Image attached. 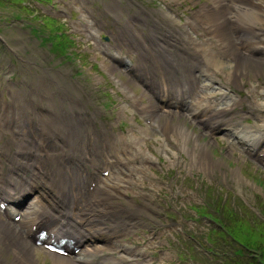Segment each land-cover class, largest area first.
<instances>
[{"label": "rangeland", "instance_id": "obj_1", "mask_svg": "<svg viewBox=\"0 0 264 264\" xmlns=\"http://www.w3.org/2000/svg\"><path fill=\"white\" fill-rule=\"evenodd\" d=\"M57 1L55 0V2ZM118 1L121 0H90L91 11L98 15L95 24L97 27H103V29L95 28L93 38H89L83 25H80L83 23L81 19L82 6L85 7L87 1L73 0L70 2L71 5L76 6L75 21L70 20L67 24L69 27V24L72 23L71 25L76 28V30L69 29L76 38L77 50H72L76 51L79 56L75 58L70 56L71 51L66 54L61 52L64 54L62 55L57 49V45L63 40V36L58 35L60 31H52L53 29L47 28L48 25L43 22L47 10L43 9L41 5L34 4L30 8L35 14L33 18L31 16L16 17L19 12L15 10V2L9 1L7 4L0 5V102L5 100L10 102L6 104V111L0 113V123H5L6 117L11 113L18 114L21 110L19 106L31 105L34 107L33 94L39 97L38 93L45 95L47 93L45 91H48L46 94L48 98L54 95L53 99L55 100L52 101L54 104V101L59 98L57 94H54V88L61 86L70 91L71 96L74 94L73 97H76L77 101L81 103L84 112L96 113L95 115L105 114L110 121L119 116L124 132L130 131L131 127L133 130L143 129L142 125L136 123V116L130 111L124 99L130 98L132 102L134 99L140 101L139 94L141 89L145 88L138 84L128 83L127 74L111 65L101 50V45L108 43V37L111 38L115 28L120 26L121 21L119 22L113 17L120 9ZM124 2L131 8L136 7L137 11L143 10L144 6L149 8L156 4L160 13L164 11L173 18L176 17L171 7L162 6L163 3L160 0H124ZM167 2L173 8H180V15L185 10L189 11L195 6H200L198 5L199 0H168ZM61 8L65 7L61 5ZM66 9L74 11L73 8ZM128 11L129 9H126L122 14L125 15ZM83 15L85 16V14ZM180 17L182 18V16ZM89 21L92 23L91 18ZM130 23L132 22L130 21ZM48 31H52V33H48ZM48 43L52 45V48ZM73 46L75 45L73 44ZM225 60L224 69L232 70L231 62L233 61L231 59ZM108 66L111 68L109 69ZM145 67L149 68V66ZM243 68L236 64L237 71H242ZM57 74L62 75L57 76ZM239 79L238 84L234 85L235 89L231 90L234 93L231 95L239 99L240 96L236 90L247 92V89H252L254 85L259 94L261 93L257 98V103L264 105V93L261 91L264 85V66H260L258 75L248 70L245 76L239 75ZM258 81L262 84H258ZM34 85L36 88H33ZM28 89H32V92H27ZM247 97L249 102L245 97L246 102L240 106L245 111L250 110L249 103H255L257 100L251 98L248 92ZM227 104L222 108H225L226 105L228 107L236 105L233 102ZM63 105L62 102H59L58 106L60 109H65L67 106L63 107ZM252 111H256L257 115L264 119V109L260 106L252 109ZM144 113L150 115L149 112ZM22 114L28 116L26 112ZM203 114L205 113H202V120L208 116H203ZM254 119L252 118L253 123L258 120ZM155 121L160 127H166L164 124L168 122L174 127L177 125L176 128L184 130V134L188 135L189 142L185 137V139L182 137L178 139H184L187 143L181 140L178 142L175 139L176 136L167 139L159 131H153L152 137L148 140H145L144 137L133 140L134 146L138 148L144 158L156 160L150 163L145 178V182L153 186L150 190L151 193L145 187L144 190L140 191L144 192L140 195L142 205L136 200L134 194H131L137 201L132 204L133 210L141 208L142 211L139 212L144 214L140 230L145 232L143 228L150 229L145 237L141 233V236L147 240L146 243L150 244L149 250L153 252L149 264L150 262L151 264H206L207 253L204 252L206 241L208 243L213 242L217 250L229 246L231 243L229 237L212 231V229L217 228L218 219L205 215L208 213L210 215L212 213L217 214L215 212H218L223 198H227L224 205L231 213L230 216L237 215L242 221L253 226V230H249V235H252L253 240H248L245 246L250 255H260V248L262 247L264 250V161H261L262 158H258L255 151L244 150L243 147L246 144L229 146L223 137L212 138L208 136L206 126L192 122L186 117L174 116V118L170 117V120H166L161 116ZM225 124L227 125V123ZM255 128L256 124L251 126L252 130ZM261 128L264 129V125L259 126L258 132ZM9 136L10 133L7 131L0 132V147L3 146L2 142L6 138L9 139ZM143 142H145L144 145ZM170 144L173 145L170 146ZM262 148L264 146L260 147V149ZM17 149L18 147L14 146L13 155L19 151ZM4 154L10 155L8 153L1 155ZM6 158L7 156L1 157L3 163H6ZM30 166L32 167V163ZM103 166L105 165L101 167ZM6 168L9 173H15L13 169L11 170V163L6 165ZM25 168L28 171V167ZM1 171L4 172L5 170L1 169ZM126 178L133 184L140 183L139 186L141 187L142 183L139 179L135 181L132 178ZM113 181H117V178L114 176L105 177L102 182L103 188H107V184ZM7 183L9 184V182ZM125 192L128 193V190ZM127 200L132 202L128 198ZM116 201L117 199H112L111 203ZM32 202L33 200L28 203V206ZM229 203L234 204L235 209L230 210ZM241 203L245 206H251L252 209L249 206H247L248 209H245ZM148 205L150 206L149 209H143L144 206ZM196 210L198 211L196 212ZM128 211L131 212L130 209ZM22 212L23 217H25L22 218L24 221L27 219L25 210ZM198 213L202 215L200 216ZM6 221L7 219L0 216V224L4 227L1 226L2 228H0V264H13V261L16 264H74V259L66 260L65 257L60 258L52 253L36 249L32 245L31 247L22 235V242H25L24 246L20 243H9L8 239L10 240L12 232L7 227L9 223ZM132 226L136 227V224L131 223L130 227ZM131 235L140 240V234L136 230L132 231ZM13 236L18 237V235ZM102 246L100 244L94 247L98 253V258L95 259L96 261L91 260V264H104L105 261L112 259V257H108L103 260L108 255L106 252L108 245L106 244L102 250H99V247ZM90 248L92 247H89L88 251H93ZM85 254L86 252L82 254L83 256L76 258H83ZM209 259L212 261V258ZM140 264H146V262Z\"/></svg>", "mask_w": 264, "mask_h": 264}, {"label": "bare ground", "instance_id": "obj_2", "mask_svg": "<svg viewBox=\"0 0 264 264\" xmlns=\"http://www.w3.org/2000/svg\"><path fill=\"white\" fill-rule=\"evenodd\" d=\"M167 1L168 0H160V2L163 4H165ZM211 3L215 4L214 7L211 6L210 8H204L203 10H200L201 12H205L206 17H200L198 16V13H196L194 21L187 22V25L190 28L195 29L197 27V23L195 22L196 19H198V22L209 23L210 26L206 27L205 30L207 32H212L214 37L219 38L221 40L220 44L215 46L212 42H209L208 46H205L206 43L202 42V40H199V38H196L197 35H191L189 32L188 34H185L183 38L189 41V45L194 50L201 51L207 65L211 66L212 68L206 70L201 69L198 74L184 75L182 71H180V73L186 80L200 81L202 82L201 86L207 88L210 86V84L214 83L212 82L213 80L216 81L217 79H220L217 78V76L219 71H221L222 75H225V77L224 81L220 83L225 85V87L228 89L231 85L233 86L238 84L240 81L239 75L247 74L248 70L258 75L260 66H264V39H259L261 43L260 45H253L250 43L249 37H242L241 35L235 34L236 32L240 31L238 29L245 28L244 25L241 24L244 22L252 26V38H258L256 32L264 29V0H213ZM120 5L123 8H127L123 1L120 2ZM109 8L111 9V7ZM211 11L214 13L212 17H210ZM115 14L117 15V19H119L121 13ZM158 17L163 19L166 25H160L158 29L151 28L150 30H147L146 33L147 36L153 40V48L162 51V55L158 59V64L163 65L172 61V59L164 52H171L173 50V42L179 35L176 30V24L172 20L168 19L167 15L164 16L159 14ZM237 20H240L241 22H238ZM150 21L155 20L153 19ZM127 23L130 27L132 26L130 21H125L123 25H127ZM230 26L233 27L231 31L229 29ZM136 27L137 29L141 30L139 23ZM199 35L202 34L200 33ZM194 42H198V45ZM226 53L228 55H233L232 60L234 62H238L237 66L244 67L242 71H237L236 64L234 62H231L232 70L224 69L225 66L223 61L227 58ZM138 65L139 67L142 66L143 69H147L144 66V62H142L140 59H138ZM110 68L111 67H109V69ZM60 69L59 71H61ZM58 75L62 74H57V76ZM202 77L204 78L202 79ZM63 79L65 80V78ZM143 81L145 84L150 86V82L147 77L144 76ZM162 84L165 89H168L166 80H164ZM34 86L35 87L33 88H36V85ZM72 90L75 89L72 88ZM27 92H32V89H28ZM45 92L48 93V91ZM247 92L251 98H259L256 86L253 85L252 89L248 90ZM70 93L71 92L66 88L55 86L54 94H57L59 98L54 101V104L52 103V101L55 100L53 99L54 95L48 98L46 94L44 95L38 93V95L41 96V98H39L40 96L37 97L36 94H33V103L35 106L39 104L38 108L42 107L44 111L37 113V116L35 118L31 117L27 124L16 127V129L11 132L12 138L14 140L13 144L14 146L18 147L17 151L19 150L20 152L18 151L12 155L15 161L11 163V170L13 169L15 173L8 172V179H6L4 183H0V202H15V199L19 198L21 194L34 190H37L39 193H37V195L33 198V202L28 206L29 208L25 210V216L27 219L23 221L21 217L17 224L8 221L9 224L7 227L12 232V234H10L12 235L10 236V240L8 239L9 243H20L22 246H24L25 242H22V236L24 238L26 237L28 242L34 241L36 243L38 240L39 231L42 230V227H46L49 230V233L46 235L44 240H41L42 243H50L56 238L67 237L70 239L69 245L72 243V245L79 247L86 239V234L94 233L95 231V229H90L88 224L97 226L100 223L101 226H104L109 215H113L116 218V222L113 225L114 229H116L119 221H125L124 218L120 217V211H115L113 206L108 204V194L106 193L111 188V186H115L119 189L123 188L124 190L126 184L133 182L122 175H113L109 167L106 165V160L102 157L96 156L95 150L99 146L97 145V142L100 141L101 144H103L107 141L92 125L93 118L86 114L84 115V109L82 110L80 108V105L77 101L78 99L73 97L74 94L71 96ZM182 93H184L183 90H180L176 95L165 96L161 99L166 101L168 105H180L182 102H184V96ZM215 94L219 95V97H224L226 92L222 89H218ZM211 96L212 95L209 93H206L200 94L198 97L199 99H196V101L195 98H191L190 105L188 106H193V109L191 112H189V114H197L200 112L205 113L203 116L208 115L203 120L210 118L212 116V111L217 108L215 107L214 102L210 100ZM59 102H63L64 105H67L65 112L57 110L56 107L59 105ZM236 103L237 102L233 101V104ZM227 105L225 108H219L225 110L231 108L233 110L235 109V105L229 107ZM143 110L144 112L150 113V115H146L147 119L150 121H155L156 117L159 118L161 116H166V119L174 116L180 118V116L176 115L175 112L177 111H175V109L164 108L157 104H154L153 106L146 104L144 105ZM74 111H76V115H72ZM181 114L183 116L185 115L184 112ZM29 116H34V113L30 114ZM192 121L198 124L201 122L203 125L208 126V130L210 128L209 123L202 121L200 118ZM261 125H264V123ZM259 126L260 125L256 124L255 130L249 128L243 129H246L251 136H255L256 133H258ZM176 127L178 126L176 125ZM172 129L173 128H171L170 125H167L166 135L171 132H177V130L170 131ZM179 133L184 134L180 130ZM184 139H178V141L181 140L184 143H187V141ZM257 139L258 141H263L262 136H257ZM254 143L258 145L257 142ZM127 144L128 143L125 145ZM94 161L99 163L96 166V172L89 170L90 164ZM30 163H32V167L30 166ZM110 163L113 165L117 164L115 161H111ZM102 165H105L104 169H109L106 177L114 176L119 182L113 181L112 183L107 184V188H103L102 182L105 177H102L99 174ZM26 166L28 167V171L25 168ZM14 168L18 169L20 172L16 171ZM144 169V165L141 164L135 171H130L127 177H135L138 173H142ZM137 179H135V181ZM7 182H9V184ZM141 183L143 184V181H141ZM80 184L85 185L83 187L85 189L84 191L81 190ZM92 185L93 187H91ZM56 187L64 189L61 193H64L66 190L71 191L73 199L71 201L62 199ZM151 188H148L149 192ZM134 196L136 197V200L139 202V204L142 205L139 196L137 194H134ZM52 206L57 208L56 211L58 214H61L62 210H68L73 220L63 221L58 219L59 217H56L55 220H51L49 218L48 212L51 210L50 208ZM138 206L140 207V205ZM108 207H110L109 215L105 211V209ZM149 208L150 206L148 205L144 206L143 209ZM138 210L142 211L141 208H138ZM19 211V209L16 210L17 213ZM4 212L8 213V210L5 208ZM21 214L23 215V212H21ZM130 220H132V215H129L125 221V224L131 226L129 222ZM108 223H110V221H108ZM1 226L2 224H0V228L3 227ZM115 232H119V230ZM25 233L26 236H24ZM13 235H18V237ZM28 244L31 246L30 243ZM147 245L149 246L150 244L148 243ZM88 250L89 249H86L87 252L83 258H74L73 263L88 264V262L91 261L90 258L96 255L94 250ZM124 251L134 254L136 253L129 247H124ZM139 253L144 255L146 254V251L143 250Z\"/></svg>", "mask_w": 264, "mask_h": 264}, {"label": "trees", "instance_id": "obj_3", "mask_svg": "<svg viewBox=\"0 0 264 264\" xmlns=\"http://www.w3.org/2000/svg\"><path fill=\"white\" fill-rule=\"evenodd\" d=\"M217 214L218 215L214 214V217H216L219 224L222 225L221 228L217 229L218 233L229 237L231 240V243L228 242L229 246H226V248H220L218 250L211 248L213 251L219 253L218 256L221 258V264H264V250L262 247L260 248V255L252 256L249 254V251L246 250L247 247L245 244L248 243V240H253L252 235H249V230H253V226L242 221L237 215L230 216L231 213L228 212L223 203L220 205ZM207 215L210 214L208 213ZM256 235L259 237L258 234Z\"/></svg>", "mask_w": 264, "mask_h": 264}]
</instances>
